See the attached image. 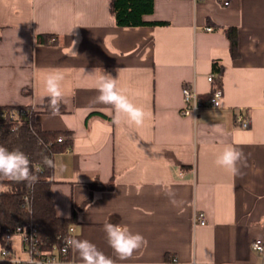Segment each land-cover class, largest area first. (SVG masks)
I'll return each mask as SVG.
<instances>
[{"label": "crops", "instance_id": "1", "mask_svg": "<svg viewBox=\"0 0 264 264\" xmlns=\"http://www.w3.org/2000/svg\"><path fill=\"white\" fill-rule=\"evenodd\" d=\"M111 1L0 0V107L35 104V120L71 142L53 158L57 214L115 264H264L252 246L264 238V0H154L146 18L168 24L142 26L116 25ZM228 26L238 29L237 57ZM215 60L224 63L221 106L183 115V84L209 94ZM54 72L63 77L59 112L42 108ZM106 75L144 110L142 125L123 115L117 123L98 102ZM228 146L242 153L237 175L216 163ZM106 223L146 244L119 259ZM68 264H82L74 250Z\"/></svg>", "mask_w": 264, "mask_h": 264}, {"label": "trees", "instance_id": "2", "mask_svg": "<svg viewBox=\"0 0 264 264\" xmlns=\"http://www.w3.org/2000/svg\"><path fill=\"white\" fill-rule=\"evenodd\" d=\"M154 12V0H112L111 13L118 26H142L164 25L167 21L150 20L146 17ZM230 40V49L234 57L239 55L238 29L234 26L224 28ZM50 35H39L38 40L44 43L54 42ZM215 72V86H223L224 63L215 60L213 63ZM212 91L201 96L206 101ZM23 106H3L2 111H19L15 118L1 117L0 115V145L9 150L19 148L29 158L33 174L37 177L34 187L29 188L26 182H15L0 176V234L3 239L7 227H14L20 221L23 223L35 222L39 226L40 248H52L60 245L57 235H65L73 219L61 217L57 214L51 193L53 169L42 164V156L54 158L55 153L64 150L71 145L69 139L59 142L57 138L64 136L62 131L46 130L35 120L37 111H32L29 116L22 115L20 109ZM40 166V171L35 169ZM111 186V184L109 185ZM94 187L105 188V185L96 182ZM25 196L32 201V211L24 205Z\"/></svg>", "mask_w": 264, "mask_h": 264}, {"label": "clouds", "instance_id": "3", "mask_svg": "<svg viewBox=\"0 0 264 264\" xmlns=\"http://www.w3.org/2000/svg\"><path fill=\"white\" fill-rule=\"evenodd\" d=\"M72 32L69 33L71 35ZM76 41L70 44L69 52L76 55L73 51ZM63 77L58 73L50 74L45 80L47 98L49 107L53 112L59 111L63 99L61 81ZM97 100L101 104L111 105L115 111L116 122L119 123L121 115L127 118V121L137 126L143 124L145 112L142 108L137 107L131 102L127 95L117 86V80L110 75L104 76L98 84ZM242 153L235 147L228 146L218 156L217 165L229 169L233 175L239 174L238 162L241 160ZM42 164L50 169H56V163L47 155L42 156ZM41 169L37 167L35 171ZM0 176L15 182H26L29 188L34 187L37 177L33 174L31 162L28 156L19 148L9 150L0 145ZM27 201V197H25ZM106 233L108 245L111 247L116 256L125 260L130 258L133 253L142 245L146 244L145 238L139 233H133L130 229L122 224L106 223L103 227ZM64 249L65 254L70 247L78 253L82 264H115L114 260L100 251L96 245L88 240L68 239ZM210 264L212 262L210 261Z\"/></svg>", "mask_w": 264, "mask_h": 264}, {"label": "built area", "instance_id": "4", "mask_svg": "<svg viewBox=\"0 0 264 264\" xmlns=\"http://www.w3.org/2000/svg\"><path fill=\"white\" fill-rule=\"evenodd\" d=\"M224 5H229L231 0H220ZM211 29V27H208ZM215 73L212 72L208 74L207 79L210 83L214 84L212 89V94L206 101H202L200 94L196 88L185 82L183 84V96L184 105L181 109L183 115L195 116L199 108L203 105L210 107H219L222 104V98L224 96V91L222 86H215ZM39 106L33 104L28 106H23L20 109V113L25 116L32 114V111L39 110ZM46 111H52L49 107V102L42 106ZM60 110V108H59ZM53 112V111H52ZM59 112V111H57ZM1 117L15 118L19 115V111L12 109L11 111L4 110L1 112ZM236 121L243 127H248L250 124V119L245 113H239L236 117ZM66 137L60 135L57 140L59 142L63 141ZM37 167L40 168L38 165ZM27 201L24 199V205L32 211V201L29 196ZM195 223L205 225L207 223V216L204 211H196L195 213ZM76 228L75 225L70 224L65 235L59 234L57 238L61 241L60 245H55L52 248H40L39 241V226L35 222H19L14 227H7L4 231L3 239L0 234V260L6 262V264H68L70 262V255L72 249L69 247L67 254H65L64 249L67 246L66 241L68 239H75ZM17 240L22 245V250L29 254L28 259H23L17 255L16 248L13 242ZM253 248L264 256V238H259L253 241ZM194 264H210V263H197ZM217 264V263H213ZM224 264V263H218Z\"/></svg>", "mask_w": 264, "mask_h": 264}, {"label": "rangeland", "instance_id": "5", "mask_svg": "<svg viewBox=\"0 0 264 264\" xmlns=\"http://www.w3.org/2000/svg\"><path fill=\"white\" fill-rule=\"evenodd\" d=\"M13 244H14V247H16V252L18 256H20L23 259L29 258V254L22 250V245L19 241L15 240Z\"/></svg>", "mask_w": 264, "mask_h": 264}]
</instances>
